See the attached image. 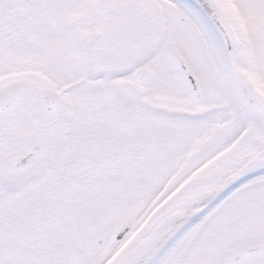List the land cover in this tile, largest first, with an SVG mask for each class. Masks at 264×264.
<instances>
[{"label": "snow or ice", "instance_id": "snow-or-ice-1", "mask_svg": "<svg viewBox=\"0 0 264 264\" xmlns=\"http://www.w3.org/2000/svg\"><path fill=\"white\" fill-rule=\"evenodd\" d=\"M0 264H264V0H0Z\"/></svg>", "mask_w": 264, "mask_h": 264}]
</instances>
